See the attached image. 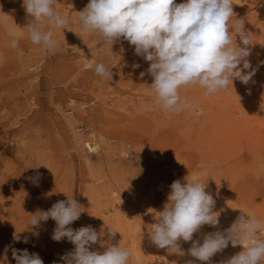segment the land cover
I'll return each instance as SVG.
<instances>
[{
  "label": "rangeland",
  "instance_id": "rangeland-1",
  "mask_svg": "<svg viewBox=\"0 0 264 264\" xmlns=\"http://www.w3.org/2000/svg\"><path fill=\"white\" fill-rule=\"evenodd\" d=\"M88 2L56 0L55 7L71 20ZM233 3L249 35L247 59L255 75L214 95L183 88L181 95L198 107L172 114L152 108L150 62L123 38L110 51L70 24L55 33L60 48L46 54L27 38L24 27L32 18L22 0H0V15L16 23L19 40L10 47L12 36L0 28V264L6 247L7 264H15L13 248L39 254L44 264H63L60 257L74 245L51 238L55 221L33 229L27 220L67 196L85 210L70 227L91 225L100 232L111 225L120 232L111 243L129 248L130 264H222L235 255L229 245L201 262L187 254L191 242H179L185 255L170 254L149 233L171 183L187 176L208 180L221 230L237 220L240 209L264 219V0ZM92 59L112 69V79L97 76L88 66ZM37 173L38 181L29 179ZM207 226L210 232L213 226ZM17 232L27 243L13 240ZM193 239L200 240L199 232ZM90 250L104 248L97 243Z\"/></svg>",
  "mask_w": 264,
  "mask_h": 264
},
{
  "label": "clouds",
  "instance_id": "clouds-1",
  "mask_svg": "<svg viewBox=\"0 0 264 264\" xmlns=\"http://www.w3.org/2000/svg\"><path fill=\"white\" fill-rule=\"evenodd\" d=\"M55 4L56 0H22V7L32 18L24 27L28 40L44 53L54 54L61 46L55 33L69 29L70 24L79 25L83 32L110 46V51L112 45L123 38L134 46L135 55L150 62L147 73L153 79L147 95L154 110L180 114L198 107L181 95V89L194 86L203 89L205 95H214L227 89L229 84L233 86L234 80L246 85L255 75L256 69L247 59L251 54L247 47L251 45L249 35L244 20L237 18L233 11V0H183L181 3L176 0H89L71 20ZM15 26L6 15H0V28L12 36L10 47L14 49L19 46ZM88 66L97 76L112 79V69L104 62L92 59ZM250 68L251 71L245 72ZM144 75L145 72L140 73L141 77ZM146 108L142 101L141 111ZM29 179L38 181L39 173ZM207 181L187 176L185 182L177 179L171 183L163 209L153 212L155 222L149 232L152 243L170 254L183 256L185 252L179 242H191L187 254L201 262H210L229 243L233 247L242 245V251L222 264H264V236L260 235L264 233V219L254 212L240 209L241 214L228 229L207 233L202 242L193 239L202 226L219 224L220 213L214 210L213 195L206 191ZM84 211L74 197L67 196L47 211L38 209L27 223L35 229L41 222L55 221L51 238L56 242L67 239L74 245L72 251L60 257L63 264H130L134 257L129 248L111 243L119 232L111 225L100 232L91 225L70 227ZM18 233L13 240L27 243V239L21 241ZM105 235L106 241L102 240ZM97 243L104 248L102 252L90 250ZM6 253L7 247L5 264ZM12 257L15 264H44L39 254L29 253L27 249L13 248Z\"/></svg>",
  "mask_w": 264,
  "mask_h": 264
},
{
  "label": "bare ground",
  "instance_id": "bare-ground-1",
  "mask_svg": "<svg viewBox=\"0 0 264 264\" xmlns=\"http://www.w3.org/2000/svg\"><path fill=\"white\" fill-rule=\"evenodd\" d=\"M85 144H89L88 142H86ZM91 150H95L96 149V145L95 146H92V147H89ZM215 210V209H214ZM232 220V219H231ZM232 223L233 222H227V225H226V227H227V229L232 225ZM219 226V225H218ZM218 226H215V227H213V228H211L212 230L209 232L208 230H207V228H208V226L207 225H204V226H202L201 227V229H200V231H199V235H200V241L202 242V238H203V236L205 235V234H207L208 232L209 233H211V232H215V231H223V230H221ZM210 227V226H209ZM210 230V229H209ZM229 245H231V243H229ZM239 246H241V245H237L236 247H233L234 248V250H233V252L236 254V253H238V252H240V248H239ZM216 255V254H215ZM214 255V256H215ZM213 256V257H214Z\"/></svg>",
  "mask_w": 264,
  "mask_h": 264
}]
</instances>
